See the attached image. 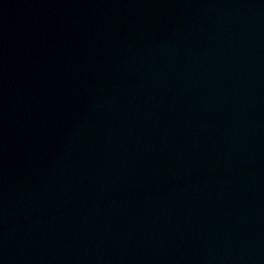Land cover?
<instances>
[{
    "label": "water",
    "instance_id": "obj_1",
    "mask_svg": "<svg viewBox=\"0 0 264 264\" xmlns=\"http://www.w3.org/2000/svg\"><path fill=\"white\" fill-rule=\"evenodd\" d=\"M264 129V0H0V154Z\"/></svg>",
    "mask_w": 264,
    "mask_h": 264
}]
</instances>
